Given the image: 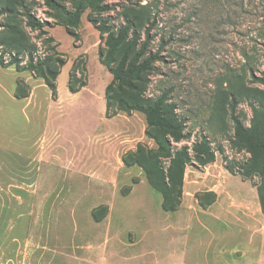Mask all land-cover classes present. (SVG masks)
Wrapping results in <instances>:
<instances>
[{
    "label": "rangeland",
    "instance_id": "rangeland-1",
    "mask_svg": "<svg viewBox=\"0 0 264 264\" xmlns=\"http://www.w3.org/2000/svg\"><path fill=\"white\" fill-rule=\"evenodd\" d=\"M61 3L71 10L68 2ZM107 3L111 7L107 12L86 10L79 29L71 28L73 34L61 24L65 16L60 10L47 8L41 0L32 4L36 15L51 23L46 28L66 61L73 65L75 59L82 57L86 62L87 69L77 74L86 78L84 90L70 92L65 69L57 80V96H53L44 79L34 72L18 71L15 65L0 66V264H135L133 253L137 256L136 264H167L170 258L145 251L171 245L172 237L164 239L166 236L160 233L165 226L157 224L150 213L151 209L153 213L164 212L159 205L161 193L148 183L141 169L120 165L122 155L136 149L139 142L150 148L157 145L145 135L143 113L101 116L102 93L112 75L99 56L100 46L107 49V33L102 36L92 18L98 23L106 22L115 33L127 19L132 20L129 39L135 30L137 47L145 40L149 26L145 11H152L157 18L148 53L163 46L162 59L153 64L150 72L140 73L141 78L136 80L140 89H116L112 109L118 108L119 96L130 101L142 96L153 106L160 96L167 95L160 113L176 120L189 137L175 142L168 131H155L172 139L174 151L188 146L190 168H201L192 147L205 136L224 165L229 164L257 185L264 180V151L239 148L232 142L246 136H236L231 117L232 91L239 93L234 114L245 129L252 127L250 101L255 99L264 112V84L253 82L251 76L252 72L261 75L264 71V0ZM9 22L22 28L31 42L38 45V55L43 54L46 45L37 31L25 25L20 5H14L11 14L0 17L1 25ZM129 46V41L119 45L114 67L124 54L132 56L134 51ZM26 61L23 58V64ZM19 81L22 92L30 90L28 97H15ZM69 101L74 104L67 106ZM84 103L91 106L88 111L81 107ZM99 115L107 123L101 124ZM91 134L94 141L90 146L87 141ZM250 136L264 140V120L252 128ZM5 143L12 146L8 152ZM92 153L103 158L108 168L100 170L98 177L87 167L77 170L72 163L74 158L82 160ZM158 160V164L150 162L159 169L154 180L169 197L179 198V174L170 173L169 158L163 156ZM135 178L139 181L132 184ZM139 201L142 203L133 207ZM113 202L124 209H115L107 219ZM96 208L100 220L94 218ZM190 226L188 264H198L192 249L193 242L198 243L195 234L199 224L193 220ZM199 258L203 264V258Z\"/></svg>",
    "mask_w": 264,
    "mask_h": 264
},
{
    "label": "trees",
    "instance_id": "trees-1",
    "mask_svg": "<svg viewBox=\"0 0 264 264\" xmlns=\"http://www.w3.org/2000/svg\"><path fill=\"white\" fill-rule=\"evenodd\" d=\"M37 0H0V17L7 13L11 14L14 5H20L23 16L25 17V25L34 31H37V36L42 39V44H45V49L43 54L38 55L39 47L36 43L31 42L27 33L16 26L15 23L9 22L6 25L0 24V66L9 67L15 65L18 71L30 70L35 73L37 77L44 79L45 84L52 91L53 96H57V78L61 73L62 67L66 64V58L64 54L57 49V42L54 36L50 35L47 26H51L48 20H43L39 18L33 11L32 4ZM44 5L52 9L53 11L60 10L65 19L61 23L66 27L68 33L73 34L71 28L79 29L82 23V15L86 10H90L92 13H102L107 12L111 9L108 5L107 0H41ZM61 2H68L71 5V10H69ZM147 8V5H143ZM147 20L149 21V26L145 32V40L137 47L138 36L135 30L132 31V37L129 39V35L132 28V20H128L124 26L120 27L115 33L107 25L106 22L98 23L97 19H91V22L103 36L107 33V49L104 50L101 46L99 48V56L102 64L111 72L112 79L106 86V102H107V114L108 116L117 115L120 112L132 113L141 112L145 115L146 129L145 135L148 139H152L157 145L156 148L148 147L142 142H139L136 149L128 150L123 154L122 160L127 167H137L140 168L149 184L162 195V207L165 210H176L180 204L183 194L184 185V173L185 169L192 161L191 155L189 153L188 146L182 147L180 150L174 151L172 146V139L175 142L183 141L189 137L188 134L184 133L180 128L176 120H170L166 116L160 113V106L165 104L167 100V95H162L158 100L150 106L145 99L140 96L135 101H130L123 96H119L117 103L118 108H113V96L115 95L116 89H122L124 86L138 90L140 89L136 80H139L140 73L153 69V64L162 59L161 49L163 46L159 47L154 53H148V49L152 43L151 31L156 22V14L152 11L146 10ZM53 15V14H52ZM126 41H129V50H133L134 53L130 57L128 53L124 54L118 64L114 67L115 63V53L119 47ZM23 58H27V61L23 64ZM86 62L82 60V57H78L73 62V65L69 71L68 88L71 92L79 91L87 82L86 78L83 76L78 77L77 74L84 72L86 70ZM252 81L255 83L264 84V71L261 75H256L252 72ZM21 81L18 82V86L15 91L16 98H25L30 95V90L25 91L20 90ZM232 113L231 117L234 121V127L236 130V136L241 138L238 141L232 140L236 146L239 148L245 147L258 148L264 151V140L253 139L250 136L252 128L259 125L260 121L264 120V112L258 105L255 104V99L250 101V107L253 110L252 127L251 130L244 128L239 117L236 116L235 107L236 99L239 97L237 91H232ZM175 107V106H173ZM159 126V127H157ZM155 129H152L154 128ZM156 128L160 132L161 130H166L171 133L172 139L166 135L160 136L156 133ZM192 149L194 150L197 159L199 161L198 166H204L208 163L215 161L216 154L215 150L212 148L208 138L203 136L199 142H195ZM219 151L223 153V149L220 148ZM166 157L170 159L169 171H175L179 174V185L177 199L169 197L166 190L162 185L158 184L154 180V174L159 169L151 166V161H155L156 164L159 163V157ZM226 159V156H224ZM225 167L233 173L237 171L233 170L232 166L226 164ZM161 169V168H160ZM164 170V169H163ZM162 171V169H161ZM163 172V171H162ZM261 175L264 176V167L261 168ZM170 178V177H169ZM139 180L135 178L132 184L137 183ZM129 185L130 191L133 185ZM262 185V186H261ZM261 185H257L259 190V195L262 202V207L264 210V180ZM97 208L93 213L96 220H100L101 217L97 214ZM108 213V211H107Z\"/></svg>",
    "mask_w": 264,
    "mask_h": 264
},
{
    "label": "crops",
    "instance_id": "crops-1",
    "mask_svg": "<svg viewBox=\"0 0 264 264\" xmlns=\"http://www.w3.org/2000/svg\"><path fill=\"white\" fill-rule=\"evenodd\" d=\"M71 67V62L67 61L62 67L57 80L65 69L64 78L65 82H68ZM85 86L78 92L84 90ZM106 86L102 93L101 116L109 117L107 115ZM73 104L69 101L67 106ZM73 107L74 110L77 109L76 104ZM81 107L88 111V107L91 106L84 103ZM118 114H121V112ZM84 116L88 115L84 114ZM101 116H98L99 122L101 124L107 123L106 118ZM144 123L146 129V120ZM93 141L94 137L91 134L87 143L90 145ZM4 146L6 152L12 148L11 145L8 147L7 143ZM26 147L25 145L24 149ZM95 159L96 162H94ZM72 161L77 170L83 171L87 167L88 170H91L92 175L97 176L99 171L102 172L104 168L106 171L108 170L103 158H96L93 153L89 157H83L82 160L74 158ZM120 163L122 168H132L124 164L122 157ZM199 167L201 168L193 169L189 165L186 167L182 201L176 210H165L162 207V201L159 202V205L164 212L153 213L151 209L150 213L154 216L157 224L165 226L164 229H160L161 235L166 236L164 239L172 237L171 245L169 240L170 246L163 249H145V251L155 252L159 256L161 254L170 256L166 261L167 264H188L187 249L191 239L188 230L191 228L190 222L196 220L199 224V231L195 234V237H198V243L193 242L192 256L198 257V264H201L199 257L203 258V264H264V210L257 184L251 179L244 178L239 173L231 172L217 156L215 161ZM141 203L140 201L134 202L133 207ZM115 209L123 211L124 207L122 206L120 209V207H117V202L111 203L107 219L110 218L112 211ZM146 221L153 222L149 219ZM118 240L119 243H122L121 239ZM128 243L130 244L131 241ZM129 254L131 255L130 252ZM133 255L131 257L136 264L138 261L137 256L134 253Z\"/></svg>",
    "mask_w": 264,
    "mask_h": 264
}]
</instances>
